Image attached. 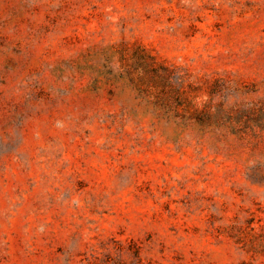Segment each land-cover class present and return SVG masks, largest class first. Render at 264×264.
I'll return each instance as SVG.
<instances>
[{
  "label": "rangeland",
  "instance_id": "374dc122",
  "mask_svg": "<svg viewBox=\"0 0 264 264\" xmlns=\"http://www.w3.org/2000/svg\"><path fill=\"white\" fill-rule=\"evenodd\" d=\"M0 264H264V0H0Z\"/></svg>",
  "mask_w": 264,
  "mask_h": 264
}]
</instances>
